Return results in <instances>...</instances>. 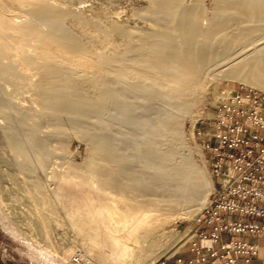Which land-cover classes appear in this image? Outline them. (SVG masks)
<instances>
[{"label":"bare ground","instance_id":"1","mask_svg":"<svg viewBox=\"0 0 264 264\" xmlns=\"http://www.w3.org/2000/svg\"><path fill=\"white\" fill-rule=\"evenodd\" d=\"M13 1L26 8L0 10V78L11 83L24 77L9 60L13 55L27 70H36L30 81L36 112L0 93V116L8 125L5 138L23 158L19 167L28 171L32 153L41 167L46 165L52 135L43 134L44 123L56 135L73 129L96 149L88 177L109 195L107 204L93 201L86 209L90 231L104 237V250L113 257L138 250L140 256L157 258L172 244L153 230V222L180 214L210 186L181 129L197 89L215 77L264 89V0H215L210 11L199 0H147L139 13L151 26L119 27L127 38L124 50L91 60L98 69L91 76L94 95L76 85L84 74L69 63L89 53L64 25L68 12L48 0ZM2 205L0 224L23 238ZM97 251L91 247L89 252Z\"/></svg>","mask_w":264,"mask_h":264},{"label":"rangeland","instance_id":"2","mask_svg":"<svg viewBox=\"0 0 264 264\" xmlns=\"http://www.w3.org/2000/svg\"><path fill=\"white\" fill-rule=\"evenodd\" d=\"M48 1L57 8L68 12L63 20L64 25L80 38L82 46L89 53L88 57L77 56L75 59L69 60V63L84 74L76 81V85H80L79 87L82 89L85 88L84 90L92 95L95 94V89L91 85V76L93 73H97L98 69L91 64V60L103 53L124 50L127 38L120 34L119 27L131 30L133 27L147 29L151 26V23L139 13V10L147 6V0ZM199 1L209 11L212 10L215 2V0ZM21 4L13 0H0V10L9 13L17 12L26 8ZM234 27L238 28V26ZM101 31L102 33H100ZM34 37L36 38V35ZM11 42L14 44L13 47L18 46L14 41ZM33 43L34 40L30 42V44ZM51 47L52 51L65 57V54L58 51L56 47ZM26 48L31 49L29 45ZM13 56L9 60L15 61L16 68L24 77L14 79L11 83H6L4 79L0 78V93L5 91L13 102L36 112L35 106L31 103L33 102L34 88L33 82H30L36 78L33 73L36 70L33 67L27 70L22 66L21 61L17 60L16 55ZM216 68L221 69L222 66L219 65ZM241 84L264 91L259 86L239 79L220 77H215L206 87L198 88L196 91L197 98L183 118L181 129L183 130V141L188 144L187 148L191 157L204 170L207 180L210 181L208 182L210 186H208V192L205 191L206 194L204 192L199 195L197 200H193L181 210L180 214L182 215L178 213L175 215L176 218L172 216L171 219L164 218L153 222V230L170 238L168 242L172 244L165 253L154 259H150L149 256H140L138 250L129 253L124 258L111 256L102 245L104 237L102 235L94 236L86 224V209L90 204L93 201L102 205L107 204L109 196L104 191L101 192L102 190L89 180L88 168L97 154L88 139L78 135L70 128L62 129L56 135L52 126L44 123L43 134L52 135L47 142L50 151L47 163L43 168L36 160L35 153L28 154L29 169L28 171L27 169L23 170L18 165V162H21L23 158L19 155L18 149L6 141L5 133L8 125L6 120L0 116V202L3 204L1 208L25 234L23 238L13 236L0 224V264H156L163 256L177 250L184 239L183 236L190 228L189 224L216 183L207 152L202 145L204 133L210 132L209 118L218 104L219 93L223 89L238 88ZM35 205L38 206L41 216L35 213ZM183 215L185 217H182ZM91 247H96L98 251L90 253ZM108 247L110 248V245ZM71 249L73 252L67 255ZM76 256H79L80 260L74 263L72 259Z\"/></svg>","mask_w":264,"mask_h":264},{"label":"built area","instance_id":"3","mask_svg":"<svg viewBox=\"0 0 264 264\" xmlns=\"http://www.w3.org/2000/svg\"><path fill=\"white\" fill-rule=\"evenodd\" d=\"M217 99L202 144L216 183L189 224L180 245L188 255L178 264H246L264 237V91L241 84Z\"/></svg>","mask_w":264,"mask_h":264},{"label":"crops","instance_id":"4","mask_svg":"<svg viewBox=\"0 0 264 264\" xmlns=\"http://www.w3.org/2000/svg\"><path fill=\"white\" fill-rule=\"evenodd\" d=\"M255 241L259 245L258 252L252 258V260L249 263H246V264H264V237L255 239ZM184 250H185V247L181 246L177 250H175L174 252L169 253L164 258L159 260L156 264H178L177 256H187L188 255L187 253H185ZM237 264H245V263H241L240 262V263H237Z\"/></svg>","mask_w":264,"mask_h":264}]
</instances>
